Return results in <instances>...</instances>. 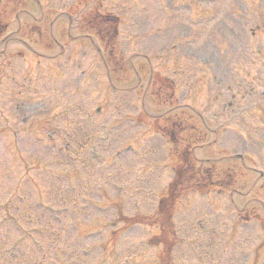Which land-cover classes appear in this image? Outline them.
I'll list each match as a JSON object with an SVG mask.
<instances>
[{"label":"rangeland","instance_id":"obj_1","mask_svg":"<svg viewBox=\"0 0 264 264\" xmlns=\"http://www.w3.org/2000/svg\"><path fill=\"white\" fill-rule=\"evenodd\" d=\"M169 1L0 0V221L6 217L4 206L10 214L0 225V264H29V251L33 256L36 251L24 241L21 260L8 263L3 248L13 238L6 242L4 236L18 231L13 224L34 233L49 252L34 256L38 264H51L52 249L69 264H165L166 248H174L172 264H264V135L258 134L264 109V0ZM93 2L103 14L120 16L117 53L125 48L122 60H105L115 54L100 39L101 33H112L110 25L100 23L98 35L89 23L83 26L82 12L87 14ZM16 9L28 16L14 20L10 11ZM186 20L196 24L186 35L191 41L183 40L188 49L171 53L190 25ZM221 35L229 51L215 45L214 37ZM133 52L149 58L153 69L154 62L169 58V67L176 70L180 61L181 74H166L165 65H156L168 77L162 89L178 100L185 93L178 104L198 110L203 123L185 108L175 110L174 122L180 126L173 145L159 129L164 123L156 121L168 111L169 101L159 83L152 89L157 95L145 97L150 63L131 59ZM127 56L132 61H125ZM205 60L225 69L229 82L223 78L220 85L229 83L234 91H216L222 77L217 73L208 84L212 75L201 68ZM133 65L142 82L139 89H133L139 86ZM246 78L249 84L241 82ZM220 113L224 117L218 119ZM27 117L31 124L23 126ZM76 127L91 139L85 146L80 136L75 146L66 145ZM52 136L56 141L50 144ZM236 154L245 162L231 158ZM195 156L203 162L215 158L209 163L215 162L211 174L215 170L218 178L206 173L209 163L193 164ZM179 166L183 192L168 220L165 207L160 217L155 209ZM255 180L258 191L247 199L232 196L241 210L246 207L238 213L231 205L232 189L245 193ZM204 184L214 187L208 196ZM249 200L255 203L245 206ZM47 202L61 225L46 213ZM129 221L134 227L123 226ZM147 222L157 229L159 222L167 225L165 234L171 235L165 238L171 241L157 246L152 240L157 229L137 225Z\"/></svg>","mask_w":264,"mask_h":264},{"label":"trees","instance_id":"obj_2","mask_svg":"<svg viewBox=\"0 0 264 264\" xmlns=\"http://www.w3.org/2000/svg\"><path fill=\"white\" fill-rule=\"evenodd\" d=\"M171 194H172V196H173V192H172ZM170 198H171V196H170Z\"/></svg>","mask_w":264,"mask_h":264}]
</instances>
